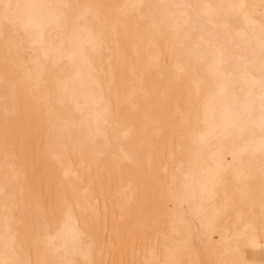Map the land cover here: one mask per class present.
<instances>
[{"label": "bare ground", "instance_id": "1", "mask_svg": "<svg viewBox=\"0 0 264 264\" xmlns=\"http://www.w3.org/2000/svg\"><path fill=\"white\" fill-rule=\"evenodd\" d=\"M0 264H264V0H0Z\"/></svg>", "mask_w": 264, "mask_h": 264}]
</instances>
